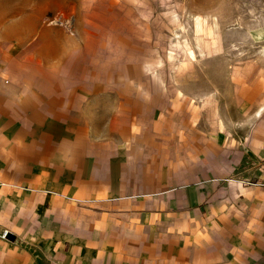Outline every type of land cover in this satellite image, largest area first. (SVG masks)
<instances>
[{
    "label": "crops",
    "instance_id": "obj_1",
    "mask_svg": "<svg viewBox=\"0 0 264 264\" xmlns=\"http://www.w3.org/2000/svg\"><path fill=\"white\" fill-rule=\"evenodd\" d=\"M83 2L0 0V264H264V56L191 91Z\"/></svg>",
    "mask_w": 264,
    "mask_h": 264
},
{
    "label": "rangeland",
    "instance_id": "obj_2",
    "mask_svg": "<svg viewBox=\"0 0 264 264\" xmlns=\"http://www.w3.org/2000/svg\"><path fill=\"white\" fill-rule=\"evenodd\" d=\"M82 1L87 11H111L121 27L133 23L135 38L148 33L154 70L191 91L209 92L225 63L264 56V0Z\"/></svg>",
    "mask_w": 264,
    "mask_h": 264
},
{
    "label": "built area",
    "instance_id": "obj_3",
    "mask_svg": "<svg viewBox=\"0 0 264 264\" xmlns=\"http://www.w3.org/2000/svg\"><path fill=\"white\" fill-rule=\"evenodd\" d=\"M7 235H8L7 231L2 234L3 237H6Z\"/></svg>",
    "mask_w": 264,
    "mask_h": 264
}]
</instances>
